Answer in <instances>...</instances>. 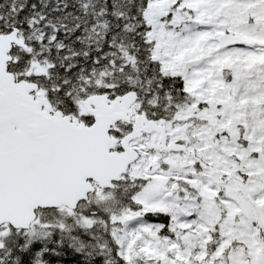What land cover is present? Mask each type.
<instances>
[{
  "label": "snow or ice",
  "instance_id": "obj_1",
  "mask_svg": "<svg viewBox=\"0 0 264 264\" xmlns=\"http://www.w3.org/2000/svg\"><path fill=\"white\" fill-rule=\"evenodd\" d=\"M0 264H264V0H0Z\"/></svg>",
  "mask_w": 264,
  "mask_h": 264
}]
</instances>
